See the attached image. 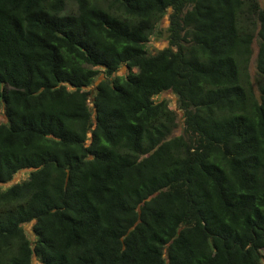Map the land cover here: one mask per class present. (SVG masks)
Wrapping results in <instances>:
<instances>
[{"label":"trees","instance_id":"trees-1","mask_svg":"<svg viewBox=\"0 0 264 264\" xmlns=\"http://www.w3.org/2000/svg\"><path fill=\"white\" fill-rule=\"evenodd\" d=\"M1 114L0 264H261L264 0H0Z\"/></svg>","mask_w":264,"mask_h":264},{"label":"rangeland","instance_id":"rangeland-1","mask_svg":"<svg viewBox=\"0 0 264 264\" xmlns=\"http://www.w3.org/2000/svg\"><path fill=\"white\" fill-rule=\"evenodd\" d=\"M168 23V18L164 17L162 20H161V24L163 27H166ZM167 45V41L165 39V33L163 34V36L161 37H157V35L153 34L151 37H150V40L148 42V49L149 51H156L157 49H160L164 46ZM253 57H252V61H251V73L252 75L254 74L255 72V57H256V52H257V40L254 41L253 43ZM120 72H126V68L125 67H122L120 69ZM161 97H164L168 100V103H169V106L170 107H173L176 109V105H177V97L175 94H173L171 91H167V92H164L162 94ZM182 115H181V112L179 113V118H181ZM3 118L2 114L0 115V119ZM180 128H178V131H181L182 130V122H180ZM28 176V170H22V171H19L13 178L12 182H16V181H22L24 179H26ZM27 228V231L31 234V229H30V225H27L26 226ZM261 264H264V258L261 262Z\"/></svg>","mask_w":264,"mask_h":264},{"label":"water","instance_id":"water-1","mask_svg":"<svg viewBox=\"0 0 264 264\" xmlns=\"http://www.w3.org/2000/svg\"><path fill=\"white\" fill-rule=\"evenodd\" d=\"M10 183H12V181Z\"/></svg>","mask_w":264,"mask_h":264}]
</instances>
